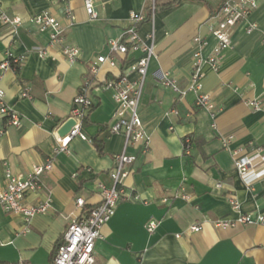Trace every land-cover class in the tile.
<instances>
[{
  "label": "crops",
  "instance_id": "1",
  "mask_svg": "<svg viewBox=\"0 0 264 264\" xmlns=\"http://www.w3.org/2000/svg\"><path fill=\"white\" fill-rule=\"evenodd\" d=\"M172 1L156 0L159 9L154 18L139 28L142 38L152 32L156 38V55L140 104L150 146L128 167L127 198L102 227L95 264H264V223L228 228L213 223L238 216L231 197L244 213L264 214V115L246 103L264 95V0H257L249 18L258 25L256 30L246 33L243 25L233 29L232 45L224 51L218 71L208 62L202 64L203 91L214 102V118L211 111L196 105L194 92L182 97L165 87L162 78L167 75L176 78L181 88L189 86L195 52L207 58L217 43L209 20L224 0H181L160 8ZM0 2L9 15L23 19L14 40L12 28L0 21V61L6 51L23 56L18 70L0 69L5 102L21 117L18 126H8L0 115L1 181L7 168L26 175L34 165L44 163L57 144L59 128L69 120L81 86L90 80L92 87L93 107L84 121L89 139H72L70 152L56 155L53 168L42 175L44 187L25 198L30 205L48 201V212L28 222L0 207V264H53L57 243L78 213L76 198L83 196L86 208H93L101 201L98 182L113 184L110 171L125 138L110 132L117 105L105 83L123 74L137 79L130 67L141 52L117 54V65L103 64L97 74L90 73V61L107 53L110 39L123 36L131 12L147 13L148 2L95 0L99 13L95 21L89 19L84 0ZM67 6L73 9V22L65 14ZM44 11L60 21L66 43L80 49L77 61L70 62L60 45L50 46L49 33L30 23L33 15ZM196 36L204 45L194 41ZM38 49L47 55L39 56ZM25 91L30 98L22 96ZM229 136L233 139L225 147L223 139ZM186 137L192 141L190 153L185 150ZM93 138L104 141L103 154ZM235 150L252 158L257 176L252 188L236 170ZM217 182L222 185L219 189ZM151 221L156 222L153 231ZM194 224H202V230L189 231Z\"/></svg>",
  "mask_w": 264,
  "mask_h": 264
},
{
  "label": "built area",
  "instance_id": "2",
  "mask_svg": "<svg viewBox=\"0 0 264 264\" xmlns=\"http://www.w3.org/2000/svg\"><path fill=\"white\" fill-rule=\"evenodd\" d=\"M60 3H67L70 0H55ZM150 20L157 11L156 0H147ZM257 0H224L217 12L209 20V26L217 43L209 57H204L201 51L194 54V71L190 79V84L186 88H181L176 78L163 76L162 84L172 89L174 92L184 97L188 92L196 94V105L211 111L215 117V105L210 95L203 91L201 77V67L205 62L210 63L215 71H218L225 50L232 45V31L234 28L243 25L246 33H251L258 28L256 23L249 21L250 15L257 8ZM84 7L89 19L95 21L99 17L95 0H84ZM65 14L73 22L75 15L69 6L65 8ZM146 13L131 12L130 25L126 28L123 36L119 39H110L107 42V53H100L90 61V73L97 74L103 64L115 67L118 63L116 55H126L129 50L140 51L141 55L130 69L137 72L135 80L130 79L128 74L120 75L110 79L105 83L106 88L113 92L112 96L117 105L110 125L112 134L124 135V149L115 156V165L110 171L113 180L112 186L108 187L102 182L97 186L100 190L101 201L93 208H86V200L83 196H78L75 200L78 213L74 215L67 229L63 233L61 240L53 255V264H95V245L98 239L102 238V227L112 219L121 201L127 198L125 189V179L129 175V165L135 162L139 152H146L150 146V136L145 131L140 115V104L143 97L144 87L148 75L151 59L156 55V38L154 32L142 38L139 34L140 24L145 20ZM0 21L12 28V39L18 33V28L23 24L20 16L9 15L0 2ZM30 23L41 32L49 33L50 46L60 45L63 55L70 61H77L81 52L73 44L66 43L64 28L60 21L48 11L33 15ZM264 39V31H263ZM194 41L199 45H204V40L196 36ZM39 56L47 55L44 49L36 50ZM23 56L15 55L11 51H6L0 61V69L18 70ZM91 83L87 80L80 88L78 95L73 101V108L69 119L74 120L70 132L66 136L57 134V144L52 154L42 164L34 165L32 170L26 175L13 173L9 168L5 171V177L0 180V207L9 212L23 215L26 221L30 222L36 215L45 214L49 210V202L46 201L37 205H30L25 202V198L31 192H36L44 187L42 175L50 171L54 166L56 155L61 152H70V142L74 138L88 140L89 137L84 131V121L93 107L91 98ZM24 97H31L27 91L22 93ZM5 92L0 89V115L6 119L8 126H18L21 122L20 115L5 102ZM255 111L264 115V95L248 99L246 101ZM174 114H178L177 109H173ZM215 125V124H213ZM233 137L223 139V145L228 147ZM191 139H184L186 153H190ZM133 149V152H129ZM235 156V167L241 178L252 188V181L257 177L249 156H240L239 151L233 152ZM221 183L217 182L215 188H221ZM184 199H189L187 194L181 195ZM233 208L238 211L235 219L218 218L213 220L218 227H236L238 225H255L264 223V214L255 216L246 214L241 209L238 200L231 197ZM156 222L151 221L149 230L153 231ZM202 230V224H194L189 231Z\"/></svg>",
  "mask_w": 264,
  "mask_h": 264
},
{
  "label": "trees",
  "instance_id": "3",
  "mask_svg": "<svg viewBox=\"0 0 264 264\" xmlns=\"http://www.w3.org/2000/svg\"><path fill=\"white\" fill-rule=\"evenodd\" d=\"M180 1H181V0H173V1L170 2L169 4L164 5V6L160 7V8H169V7H172V6H174V5H177ZM156 8L159 9V5H158V4L156 5ZM148 20H150V13L147 11V13H146V18H145V20L140 24V26H141L144 22H146V21H148ZM92 142H93V144L95 145V147L97 148L98 152H99L100 154H103V153H104V141L101 140V139H98V138H93V139H92ZM58 244H59V242L57 243V246H58ZM57 246H56V247H57Z\"/></svg>",
  "mask_w": 264,
  "mask_h": 264
},
{
  "label": "water",
  "instance_id": "4",
  "mask_svg": "<svg viewBox=\"0 0 264 264\" xmlns=\"http://www.w3.org/2000/svg\"><path fill=\"white\" fill-rule=\"evenodd\" d=\"M74 125V120H72V119H69V120H67L65 123H63L62 125H61V127L59 128V130H58V134L60 135V136H66L69 132H70V130H71V128H72V126Z\"/></svg>",
  "mask_w": 264,
  "mask_h": 264
}]
</instances>
